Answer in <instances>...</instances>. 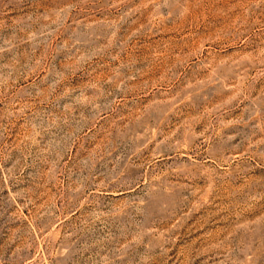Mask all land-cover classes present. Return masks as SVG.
I'll list each match as a JSON object with an SVG mask.
<instances>
[{"label": "rangeland", "instance_id": "obj_1", "mask_svg": "<svg viewBox=\"0 0 264 264\" xmlns=\"http://www.w3.org/2000/svg\"><path fill=\"white\" fill-rule=\"evenodd\" d=\"M0 264H264V0H0Z\"/></svg>", "mask_w": 264, "mask_h": 264}]
</instances>
